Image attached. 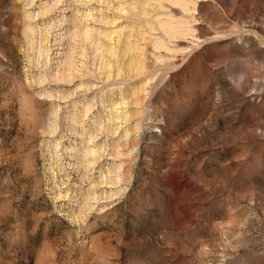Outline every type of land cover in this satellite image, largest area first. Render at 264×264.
Wrapping results in <instances>:
<instances>
[{
    "label": "rangeland",
    "instance_id": "rangeland-1",
    "mask_svg": "<svg viewBox=\"0 0 264 264\" xmlns=\"http://www.w3.org/2000/svg\"><path fill=\"white\" fill-rule=\"evenodd\" d=\"M0 264H264V0H0Z\"/></svg>",
    "mask_w": 264,
    "mask_h": 264
}]
</instances>
